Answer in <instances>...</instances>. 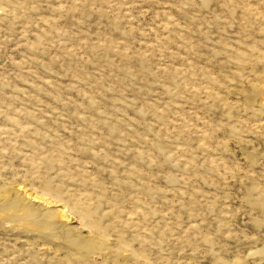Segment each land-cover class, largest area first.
<instances>
[{
  "label": "rangeland",
  "instance_id": "374dc122",
  "mask_svg": "<svg viewBox=\"0 0 264 264\" xmlns=\"http://www.w3.org/2000/svg\"><path fill=\"white\" fill-rule=\"evenodd\" d=\"M0 264H264V0H0Z\"/></svg>",
  "mask_w": 264,
  "mask_h": 264
}]
</instances>
